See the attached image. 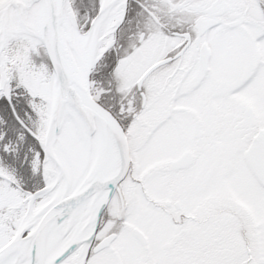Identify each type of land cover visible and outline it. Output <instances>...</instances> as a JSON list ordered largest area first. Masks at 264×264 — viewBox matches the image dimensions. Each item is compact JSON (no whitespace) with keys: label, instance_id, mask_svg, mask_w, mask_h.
<instances>
[{"label":"snow or ice","instance_id":"obj_1","mask_svg":"<svg viewBox=\"0 0 264 264\" xmlns=\"http://www.w3.org/2000/svg\"><path fill=\"white\" fill-rule=\"evenodd\" d=\"M0 264H264V0H0Z\"/></svg>","mask_w":264,"mask_h":264}]
</instances>
